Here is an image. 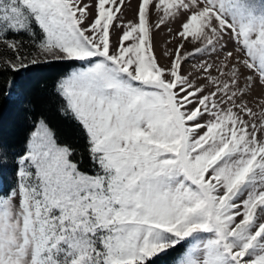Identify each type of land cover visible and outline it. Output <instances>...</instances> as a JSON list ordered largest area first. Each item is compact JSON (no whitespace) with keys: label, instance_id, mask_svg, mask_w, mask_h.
Masks as SVG:
<instances>
[{"label":"snow or ice","instance_id":"snow-or-ice-1","mask_svg":"<svg viewBox=\"0 0 264 264\" xmlns=\"http://www.w3.org/2000/svg\"><path fill=\"white\" fill-rule=\"evenodd\" d=\"M17 100L0 264H264V0H0Z\"/></svg>","mask_w":264,"mask_h":264},{"label":"trees","instance_id":"trees-1","mask_svg":"<svg viewBox=\"0 0 264 264\" xmlns=\"http://www.w3.org/2000/svg\"><path fill=\"white\" fill-rule=\"evenodd\" d=\"M64 69L62 66H40L28 70L23 78V83L27 89L25 99L36 104H44L48 93L51 90V84L55 77ZM54 115V113H53ZM56 122L61 124L65 136L73 139L74 129L69 123L61 121L55 117ZM24 130V114L22 111V101L17 100L14 103L0 102V136L12 142L22 139ZM161 264H171V258H165Z\"/></svg>","mask_w":264,"mask_h":264}]
</instances>
